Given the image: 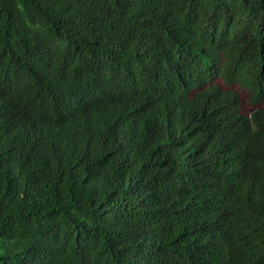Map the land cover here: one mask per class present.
<instances>
[{"label":"trees","instance_id":"16d2710c","mask_svg":"<svg viewBox=\"0 0 264 264\" xmlns=\"http://www.w3.org/2000/svg\"><path fill=\"white\" fill-rule=\"evenodd\" d=\"M0 264H264V0H0Z\"/></svg>","mask_w":264,"mask_h":264},{"label":"clouds","instance_id":"9594fccd","mask_svg":"<svg viewBox=\"0 0 264 264\" xmlns=\"http://www.w3.org/2000/svg\"><path fill=\"white\" fill-rule=\"evenodd\" d=\"M2 97H0V99H1Z\"/></svg>","mask_w":264,"mask_h":264}]
</instances>
